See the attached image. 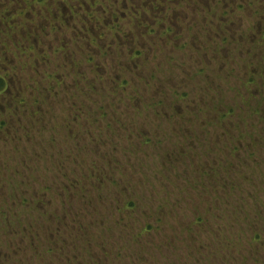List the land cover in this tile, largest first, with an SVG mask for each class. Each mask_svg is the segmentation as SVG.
<instances>
[{
    "label": "flooded vegetation",
    "instance_id": "flooded-vegetation-1",
    "mask_svg": "<svg viewBox=\"0 0 264 264\" xmlns=\"http://www.w3.org/2000/svg\"><path fill=\"white\" fill-rule=\"evenodd\" d=\"M96 6L107 16L102 21L94 15ZM254 8L259 11L253 12ZM263 9V0H0V26H4L0 27V160L8 155L14 169L7 178L18 180L17 185L8 190L0 184V231L5 232L13 222L20 246L34 250L39 242L44 241L47 246L45 254L52 256L53 264H82V254L90 249L88 246L86 250L83 249L85 245L82 240L87 232L78 220L90 222L96 221L98 216H105L99 215L94 207L103 200L102 188L105 186L113 188L109 196L112 203L109 215L111 219L113 216L118 219L113 227L119 233L122 229L127 230V235L132 232L128 222L130 216L135 213L140 217L141 214L146 216L140 210L144 200H154V195L167 193L168 190L176 192V188L183 190L182 198L191 207L192 193H196V203L201 205H195L193 212L203 214V221L199 225L210 220V212L220 210L226 213V219L230 214L231 223L242 224L239 219L246 220L249 215L246 209L260 206L256 202L257 191L249 189L248 185H254V177L261 174L256 175L247 167V161L255 156L253 150L245 155L246 147L241 141L251 142V133L259 130L260 138L264 137V109L261 105L264 101L258 102L262 108L247 106L246 111H242L240 105V108L217 109L214 112H206L189 102L186 99L188 95L175 94L176 101L168 103L166 93L159 100L152 87L150 94V70L147 66L149 57L158 51L168 49L170 52H180L181 48H185L183 44L190 39L193 53L196 44L202 49L204 45L206 63L225 62L230 58L227 50L233 48L234 44H237L235 52L241 55L242 42L257 41L260 44L251 54L248 53L246 57L249 61L243 68L239 63H245V58L237 56L240 71L246 73L241 85L242 92L236 90L238 99L243 101L242 96L246 91L248 99L254 100L257 96L255 88L264 94ZM8 23L12 25L10 31L5 29ZM195 26L198 30H195ZM207 28L210 30L206 31ZM18 33L23 38H19ZM233 33L239 36L235 37ZM200 36L205 37L201 45ZM112 47L115 50L125 49V55L121 52L118 55L122 59L125 57L126 61L120 60L121 63L116 66L122 72L114 68H99V58L111 59L115 54L111 52ZM110 54L113 55L108 57ZM219 55L220 59L217 57ZM193 66H199V69L205 67L198 63ZM232 69L227 74L223 71L222 76L231 77L234 73ZM96 96L98 99L93 100ZM62 98H67L68 104L60 107L59 111L53 107V102ZM50 102L54 111L45 106ZM182 102H186L184 110L179 105ZM213 104L217 102L212 96H202L200 99L201 106ZM235 112L244 116L241 121H232ZM142 115L144 119L140 120ZM135 119L139 122H135ZM245 121L249 124L241 126ZM212 127L217 131L216 141L208 144L207 134ZM245 128L247 133L237 131ZM231 134L234 140L229 138ZM64 137L75 150L59 153L57 146ZM228 139L231 142H225ZM220 140L223 144L219 150L221 153L208 156L209 159L201 158L202 162L213 164L241 160L249 168L246 175L252 179L242 185L241 191L237 189L224 194L215 186L214 189L211 185L209 187L208 183L211 182L207 178L216 172L223 174L219 170L211 172L205 168V172L192 178L189 159L179 157L188 149L189 143L201 149L210 148ZM80 152L87 160V177L79 179L73 175L75 178L70 179L66 171H62L65 167L63 163L71 156L80 157ZM139 153L156 154V161L151 165L142 163L141 158L137 157ZM162 153H165L166 159L158 160V157L162 159ZM123 155L127 158L130 156L128 159L131 163H121L119 157ZM247 157L250 158L245 161ZM42 162L53 166V177L43 186H37V189H28L30 183H39L38 176L49 171L48 167L40 164ZM177 171L176 178L181 181L175 186L173 173ZM29 172L36 173L30 183L24 176ZM159 174L171 185L170 188L157 184ZM136 176H140L142 180H138L141 182L134 181ZM194 182L204 186L201 192L192 190ZM141 184L148 185L145 193L134 188ZM89 185L96 193L93 202L89 195L85 197V190L91 191L87 190ZM259 190L264 196V189ZM242 193L246 198L240 197ZM79 194L83 197V203L77 209L78 206L71 204V197ZM249 198L254 201L247 202ZM166 205L165 200L159 210L162 211ZM171 205L180 207V201ZM21 211L25 212V217L36 213L40 216L34 218L33 223L26 224L20 220ZM49 222L52 226L48 228L44 240L42 235ZM195 222L193 217V225ZM150 223L149 219L144 225H139L137 233L139 238H145L144 243L141 241L144 249L159 255L150 257L149 254L147 264H184V256L192 262L198 261V256L190 258L194 254H190V257L175 256L171 262L168 261L169 258L162 253V246L171 247L177 242L165 243V240L159 239L163 231L162 218L155 217V227ZM94 226L95 223L90 222L86 227L90 230ZM239 226L241 230L237 234L215 239L222 253L207 252L204 257L207 260L216 258L220 264H264V234L252 235L253 226L249 225L251 232L247 236L244 225ZM152 230L160 233L156 241L149 239ZM104 231L115 232L112 227ZM188 238H191L190 241L196 239ZM98 248L106 246L102 244ZM259 250L261 257L257 255ZM121 251L115 250L116 258L122 257ZM100 259L96 261L98 264Z\"/></svg>",
    "mask_w": 264,
    "mask_h": 264
},
{
    "label": "rangeland",
    "instance_id": "rangeland-1",
    "mask_svg": "<svg viewBox=\"0 0 264 264\" xmlns=\"http://www.w3.org/2000/svg\"><path fill=\"white\" fill-rule=\"evenodd\" d=\"M264 1V0H263ZM214 9V8H213ZM96 13L94 14L97 19L100 21L104 20L106 15L102 14V11L98 9L96 6L95 9ZM259 9H253V12H257ZM262 15H264V9L262 11ZM6 24L5 29L10 31L11 26ZM1 28H4V26H0ZM32 29L35 30L33 27ZM195 26V30H196ZM198 30V29H197ZM210 30L209 28L206 29ZM36 32V31H33ZM6 33V32H5ZM242 32L239 33V35ZM8 34V33H7ZM234 34V33H233ZM235 37L239 36L237 34H234ZM19 38H23L22 36L19 35ZM200 45L204 44L205 42V37L200 36ZM17 38V36L15 37ZM257 39V37H256ZM243 43V53L237 54L235 52L237 44L232 47H230L229 53H230V58H228L225 62L222 60H218L217 63L215 62H210L206 63V58L204 56V45H202L203 49L199 47V45L196 44V50L195 52H191L192 45L191 44V39L187 40L185 44V48H181L180 52L178 50H172L171 54L170 50L168 49H162L158 51L154 56L149 57V66H147V69L150 70L149 72V77H150V89L149 92L151 91V88L153 87L154 91L156 92V98L159 100H162L164 98L165 93L168 95V103L171 101H176L175 94H180V95H188L187 100L191 103H195L196 105L200 106L202 109L206 110V112H214L217 109L224 111L225 109H233V108H240L242 106L243 110L246 111L247 106L250 108H255L256 106L259 108H262L261 105L263 106L264 109V103L259 105L258 102L264 101V94L260 93L257 88L254 90L256 91L257 96H255L254 100L248 99L249 95L244 92L242 98L238 99L239 93L236 90H239L242 92L241 85L243 84V79L246 73H242L240 71V66L243 68V66L248 63L249 59L246 57L249 54L252 53L254 48H257L260 43L256 41V43L253 42H248V43ZM13 44V43H12ZM12 48V45H11ZM261 49V48H259ZM120 49L115 50L114 47L111 48V52H115V54H110L108 57L111 55L112 58H99L98 62L100 64V69L104 68H114L115 71L122 72L120 68L117 69V64H120V60L126 61L125 57L122 59L119 55L118 52H121L122 54L125 55V49ZM218 54L219 50H217ZM248 51V52H247ZM169 53V54H167ZM236 54V55H235ZM245 54V55H243ZM254 54V53H253ZM243 55V56H242ZM237 56H241L245 58V63L240 64V66L237 65ZM218 59H220V55L217 56ZM232 57L233 63L231 61ZM191 59V60H189ZM194 59V61L192 60ZM202 62V63H201ZM200 64V65H205L204 68H198L199 66H193V64ZM233 68V69H232ZM231 69L234 71L231 77H224L222 76V72H230ZM199 70L201 73H199ZM238 72L240 74H238ZM247 72V70H245ZM235 75V76H234ZM235 78H234V77ZM221 88V89H218ZM228 88H230V92H228ZM235 88V89H234ZM204 92H200V91ZM151 94V92H150ZM246 94V96H245ZM262 94V95H260ZM202 96H212L214 101L217 102V104H213V106H201L200 105V99ZM93 100H97L98 96L93 97ZM246 99L247 101H245ZM187 102V101H186ZM182 102L180 103V107L182 110L185 108V103ZM68 104L67 98H62V100H57L56 102H53V107L56 108L57 110H61L60 107L66 106ZM221 104V105H220ZM241 105V106H240ZM49 106L52 108L51 102ZM47 107V108H49ZM52 111L54 109L52 108ZM220 111V112H222ZM216 113V112H215ZM239 113V112H238ZM51 114V111L49 112ZM61 114V113H60ZM236 114V115H235ZM232 121L237 122L241 121L244 116H240L235 112ZM58 116V115H57ZM61 116H59V121ZM144 119V115L140 118V120ZM139 122V120L135 119V122ZM147 121V120H145ZM54 123H58L53 121ZM241 124V123H240ZM248 125L249 122L245 121V123H242L241 126L243 125ZM178 128V125H176V129ZM259 130V129H258ZM210 133L207 134V141L206 143L211 144L212 141H216V134L217 131H215V128L212 127L210 130ZM254 131V130H251ZM219 133V132H218ZM59 135V134H58ZM260 130L257 131L256 133H251V136L249 140H251V143L253 144V155L255 156L254 159L250 160L247 162V165L249 168H251V171L255 173L256 175H259V177H254L255 178V184H249L248 187L249 189L256 190L257 192V199L256 202L258 205H260L258 208L252 206L246 209L247 213L249 214L247 216V219L244 220L242 218L239 219V221L242 224H234L231 223V217L230 214H227L226 219L224 216L226 213L224 211H215V212H210L209 215L207 213H204L205 215H208V218L210 216V220L206 224H201L199 225L198 222H195V225H193V217H200L203 219V214L201 212H193L194 206L195 205H201L200 203H196V198L197 195L196 193H192L193 196V206L187 204V201L183 200V190H179V188H176V192L173 190V192H168L166 193H159L160 195H154V200H144L142 204L141 213H145L146 216L142 217L138 216V213H135V215H132L128 218V222L130 225V228H132V232L127 235V230L122 229L121 232L119 233L118 230L113 227L114 222H116L118 219L113 216L111 219V216L109 215V210L111 209L112 203L109 200V196L111 195L113 188H110L108 186L103 187V200L97 204L94 205L95 209L99 212V215L104 214L105 216L103 218L97 217L96 221H90L91 223H95L94 228H90V230L87 229L86 226H89L90 222L88 221H81L78 220L79 223H82V226L85 229V232H87L85 239L82 240L85 246H83L84 250H86V246L90 250H86L85 253L82 254L83 259L80 260V263L82 264H98L96 261L100 259L99 264H147L146 263V258H148L149 254L150 257H159L157 252L155 251H150L149 249L146 250L144 249L143 243L145 242V238L140 237L139 238V225H144L149 219L151 220L150 225L155 227V217H160L162 218V236L159 237L160 240H165V243H170V242H177L174 246L168 247V245L162 246V253L167 256L169 259L168 261L171 262L175 256H182V255H187L190 257V254H194L190 258H194V256H198L199 259L197 262L193 261L195 264H220L218 260L215 259H210L207 260L204 255L209 252V253H222L223 250L220 248V245H217L215 242L216 238H224L223 236H227L228 234L236 233L241 230V227H238L239 225H244L245 231L247 236H250L251 229L249 228L250 223H255L258 222L259 224H264V196L263 192H261L259 189H264V137L260 138ZM193 144V143H192ZM194 145V144H193ZM223 144L217 143L213 144L210 148L209 147H204L209 150V152H213L210 156L212 157L213 154L219 155V150ZM59 147V153L61 152H70L72 150H75L74 146L70 144L69 141H67L64 137V140H62V143H60L57 146V149ZM198 150H196L195 153H197V158L195 159V156L191 154L190 160L196 162L197 164L202 163V159L199 157ZM81 156L73 158V156L69 157L64 163L65 167L62 168V171H66V175L72 179L73 175L76 178H82L83 176L87 177V163L86 159L83 157L84 153L80 152ZM139 159L141 158L142 163H147L148 165H151L153 161H156V154H138L137 156ZM130 158V156H128ZM125 155L119 157L120 162L122 163H131ZM162 159L158 160H165V153H162V156L160 157ZM201 163H198V162ZM5 163H7L5 165ZM230 163H235V162H230ZM41 165H45L48 167L49 171H46L42 173L39 177V183L34 184L32 181V178L34 174L36 173H28L25 174L24 176L28 180V183L30 185L28 186V189H37V186H43V183L48 181L51 177H53L52 170H54L53 166L49 165L46 162L40 163ZM219 164H222V166H219ZM208 167L212 164H207ZM37 166V165H36ZM214 167H223V163H214ZM127 167V166H126ZM0 184L3 186L5 185L6 190H8L10 187L17 185L18 180H13V179H8L7 176L8 174H12V171L14 169L13 165L8 161V155L3 156L2 160H0ZM7 168V170H5ZM86 168V169H85ZM39 170V167H38ZM63 173V172H62ZM179 172H174L173 177H174V182L175 186L179 185L181 180H177L176 175ZM189 174L191 175L192 178H195L196 172L194 170V165L191 163V166L189 167ZM49 177V178H48ZM73 177V178H75ZM8 179V180H7ZM20 178L19 180H21ZM133 179L134 181L139 182L141 179L140 176H136ZM142 180V179H141ZM3 181V183H2ZM90 181V180H88ZM87 181V182H88ZM141 182V181H140ZM152 182V181H150ZM157 184H163L166 185L167 187H171L169 183H167L164 179H162V174H159V182ZM88 185V184H85ZM144 185V186H143ZM141 184L140 186H134L135 189H138V191H142L143 193L146 192V189H148L147 184ZM174 186V187H175ZM2 187V186H1ZM85 190V197L88 196L90 199H92V202L94 201V196L96 193H94V190L92 187L89 185L87 190ZM79 190V189H78ZM77 190V191H78ZM81 193V191L79 192ZM146 197L149 195L146 193ZM18 197V196H15ZM145 197V198H146ZM165 197H168L165 199L168 203L166 207H164L161 210H159L160 205L162 206L163 201ZM246 198L245 193L243 194V198ZM82 195L79 194V196L72 195L71 197V204L73 206H78L77 209L82 205ZM182 198V199H181ZM82 199V200H81ZM108 199V200H107ZM249 200H253L249 198L246 200L247 202ZM180 201V207L174 208L171 204L173 202H178ZM254 202L253 204H255ZM119 205V204H118ZM163 207V206H162ZM257 209V210H255ZM199 210H203L200 208ZM155 212V214H154ZM24 211H21V217L20 220L24 221L26 224L33 223V219L40 216L38 213L30 215L29 217H25ZM154 215L155 217L151 216ZM94 218V217H93ZM105 218V219H104ZM23 223V224H24ZM42 224V222H40ZM97 223V224H96ZM246 223H249L246 224ZM50 225V226H49ZM254 225V224H253ZM52 226V223L49 222L46 223V231L43 232V239L45 240V237L48 233V228ZM76 226V225H75ZM78 226V225H77ZM257 226V225H256ZM107 227H112L113 233L105 232L104 229ZM238 227V228H237ZM121 228V227H120ZM17 230L15 224L13 222L8 225L7 230L5 232L0 231V264H53L54 262L52 261L53 258L51 255L45 254V250L47 246L43 242H39L38 246H34L35 249H31L28 246H20L19 239L15 237L14 231ZM160 230V231H161ZM242 232V231H241ZM119 234V235H118ZM160 234V233H159ZM159 234L155 233L154 230L150 231L149 233V239H152L156 241V236H159ZM264 234V233H263ZM17 236V235H16ZM188 237H195L196 239H193L190 241L191 238ZM162 238V239H161ZM185 238H188L185 240ZM158 239V240H159ZM141 241L143 243H141ZM102 244L106 246V248L99 249L98 246L102 247ZM118 247H114V246ZM20 246V249L18 248ZM79 247V245H77ZM107 247H114V248H107ZM121 249V255L122 257L116 258L115 257V250ZM33 250V251H32ZM83 250V252H84ZM247 251H250L247 250ZM195 252V253H194ZM107 254L106 255H104ZM258 256L261 257V252L257 253ZM118 259V260H116ZM183 263L184 264H193L192 260L187 259L185 256L183 257ZM99 262V261H98ZM164 264H168L167 262H163ZM169 264H175L173 262ZM180 264V262L178 263Z\"/></svg>",
    "mask_w": 264,
    "mask_h": 264
},
{
    "label": "trees",
    "instance_id": "trees-1",
    "mask_svg": "<svg viewBox=\"0 0 264 264\" xmlns=\"http://www.w3.org/2000/svg\"><path fill=\"white\" fill-rule=\"evenodd\" d=\"M237 131H242V132H246L247 133L248 130L245 128V129H238ZM225 136H228V135H225ZM232 136L233 135L231 134V137L229 136V138L231 140H234V138H232ZM231 140L228 139V141H225V142H231ZM219 143H222V140H220ZM241 143L244 145V147H246L245 148V155H246V153L249 154V152L253 150V144L251 142L242 140ZM192 145L189 143V145L187 147L188 149L185 150L184 153H181V154L179 153L180 154L179 157L180 158L187 157V159H189V161H190L189 167L191 166V163H193L194 170H195L196 174H201L202 172H205L206 171L205 168H207V170L211 171V172L219 170V172L223 173V174H220V173L216 172V174H214L213 176H209L207 178L208 181L211 182V183H208L209 187L211 185V188L214 189V186H215L216 189L224 192V194H225L226 192L231 193V192H233V190H237V189L239 191H241L240 189H241L242 185L245 182H248V181L252 180L248 175H246V173L249 171L248 170L249 168H247L248 166L246 167L241 160H239V161L236 160L235 163L224 162L223 163L224 166L223 167H219V168L214 167L213 166L214 163L208 167V165L204 164L203 162L201 164H197L196 162L191 161L190 160L191 154H193L195 156V159L198 156L197 153H195L196 150L199 151L198 154H199L200 158H207L208 156H210L213 153V152L212 153L209 152V150L206 149V148L198 149V148H194L195 146H192ZM248 147H250V148H248ZM221 148H223V147H221ZM224 148L226 149V147H224ZM250 157H247V159H245V161H247ZM191 158H192V156H191ZM207 159H209V158H207ZM219 166H222V164H219ZM232 170H233V173H231ZM234 170L236 171L235 174H234ZM214 177L216 179H213ZM194 183L193 184L195 186L194 185L192 186V190L193 191L196 190L197 192H201V190H202V188L204 186L201 187L200 185H197L196 182H194ZM205 188H207V186H205ZM228 195L230 196V194H228ZM242 196H243V193H242V195L240 197H242ZM237 197H239V196H237ZM237 197H236V199H237ZM230 201H232V200H230ZM233 201H236V200H233ZM195 219H196V221L198 223L203 221V219L200 218V217H196L195 216ZM238 227H240V226H238ZM250 227H252V230H253V232H252L253 234L252 235H261V234L264 233V224H259L258 222H255V223H252V224L250 223ZM232 234H237V233H232ZM232 234H230V235H232Z\"/></svg>",
    "mask_w": 264,
    "mask_h": 264
}]
</instances>
